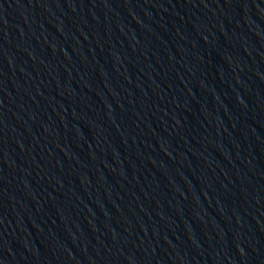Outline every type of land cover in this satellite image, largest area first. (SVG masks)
<instances>
[{"label":"water","instance_id":"1","mask_svg":"<svg viewBox=\"0 0 264 264\" xmlns=\"http://www.w3.org/2000/svg\"><path fill=\"white\" fill-rule=\"evenodd\" d=\"M0 264H264V0H0Z\"/></svg>","mask_w":264,"mask_h":264}]
</instances>
